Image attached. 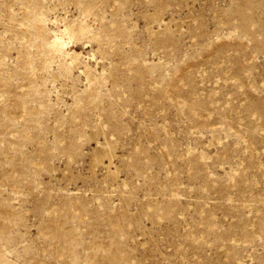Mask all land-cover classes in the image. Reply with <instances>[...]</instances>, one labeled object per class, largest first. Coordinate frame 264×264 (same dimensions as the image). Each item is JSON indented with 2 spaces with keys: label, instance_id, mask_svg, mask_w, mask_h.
<instances>
[{
  "label": "rangeland",
  "instance_id": "374dc122",
  "mask_svg": "<svg viewBox=\"0 0 264 264\" xmlns=\"http://www.w3.org/2000/svg\"><path fill=\"white\" fill-rule=\"evenodd\" d=\"M0 264H264V0H0Z\"/></svg>",
  "mask_w": 264,
  "mask_h": 264
}]
</instances>
